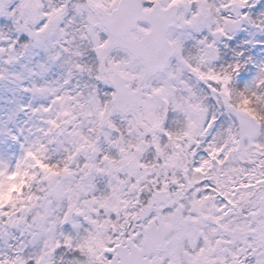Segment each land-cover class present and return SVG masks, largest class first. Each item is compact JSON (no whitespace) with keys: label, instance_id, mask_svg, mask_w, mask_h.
I'll list each match as a JSON object with an SVG mask.
<instances>
[{"label":"snow or ice","instance_id":"obj_1","mask_svg":"<svg viewBox=\"0 0 264 264\" xmlns=\"http://www.w3.org/2000/svg\"><path fill=\"white\" fill-rule=\"evenodd\" d=\"M0 264H264V0H0Z\"/></svg>","mask_w":264,"mask_h":264}]
</instances>
